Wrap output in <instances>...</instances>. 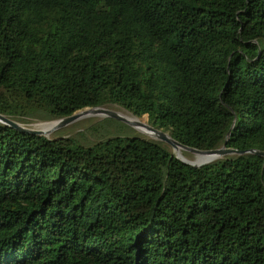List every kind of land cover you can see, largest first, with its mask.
I'll list each match as a JSON object with an SVG mask.
<instances>
[{
	"label": "trees",
	"instance_id": "1",
	"mask_svg": "<svg viewBox=\"0 0 264 264\" xmlns=\"http://www.w3.org/2000/svg\"><path fill=\"white\" fill-rule=\"evenodd\" d=\"M116 106L189 148L264 152V0H0V114ZM0 264H264V158L183 164L0 123Z\"/></svg>",
	"mask_w": 264,
	"mask_h": 264
},
{
	"label": "rangeland",
	"instance_id": "2",
	"mask_svg": "<svg viewBox=\"0 0 264 264\" xmlns=\"http://www.w3.org/2000/svg\"><path fill=\"white\" fill-rule=\"evenodd\" d=\"M105 109H107L108 111L116 112L118 114L129 116L131 118H135L131 116L129 113L121 110L116 106H111ZM83 111L84 109L76 112V114L78 115L77 118L72 122H69L62 126L59 125L58 120L46 121L38 118V115H35L36 118L32 117L27 123H18V122L17 123L25 129L43 132L42 135L45 137H53V138L62 137L66 139L71 138L83 144H92L98 140H102L104 138L111 136H120V137L138 136L155 141L150 136L139 132L135 128V126H128L122 122L114 120L109 116L101 113L79 115ZM135 119L142 120L145 125L151 126L148 122L147 116L145 115ZM47 125L49 126L52 125V128H48V129L45 128L46 129L45 130L43 127ZM164 145L168 147V150L175 155V152L171 147H169L166 144ZM181 153L183 157L190 162H192L196 158L195 154H190L184 151H182ZM221 158L222 157L217 158L213 161H216Z\"/></svg>",
	"mask_w": 264,
	"mask_h": 264
},
{
	"label": "water",
	"instance_id": "3",
	"mask_svg": "<svg viewBox=\"0 0 264 264\" xmlns=\"http://www.w3.org/2000/svg\"><path fill=\"white\" fill-rule=\"evenodd\" d=\"M84 111H89L91 113H101V114H105L107 116H109L110 118L117 120L119 122H122L128 126H134L132 123H130L129 121H127L125 118H123L120 114L116 113V112H112V111H108L105 108L102 107H97V108H85ZM83 111V112H84ZM77 114L74 113L71 116L65 117L63 119L58 120L59 121V125H64L67 124L69 122H72L73 120H75L77 118ZM0 123L4 124L6 126H8L11 129L17 130L21 133H27V134H34V135H42L43 132L40 131H34V130H29V129H25L23 127H21L16 121H13L3 115L0 114ZM145 129L147 130V133L144 134H149L151 135L155 141L161 142L163 144L168 145L169 147H171L173 150L177 149V148H181L182 151L184 152H188L190 154H200V155H208V156H212V160H215L217 158L223 157L225 155H230V154H246V153H251L254 156L257 157H263L264 158V152H259V151H236V150H232V149H227L224 146L217 148V149H212V150H206V151H201V150H197V149H193V148H189L186 147L184 145H181L180 143H178L177 141H175L173 138H171L167 133H164L163 131L157 130L152 126L149 125H145ZM148 135V136H149ZM175 158H177L180 162H182L185 165L188 166H192V167H200L203 166L205 164L210 163L211 161L208 162H204L198 165H195L191 162H188L187 160L182 159L181 157H179L177 154H175Z\"/></svg>",
	"mask_w": 264,
	"mask_h": 264
},
{
	"label": "bare ground",
	"instance_id": "4",
	"mask_svg": "<svg viewBox=\"0 0 264 264\" xmlns=\"http://www.w3.org/2000/svg\"><path fill=\"white\" fill-rule=\"evenodd\" d=\"M82 114H91V112L89 111H84V112H81L79 115H82ZM123 118H125L127 121H129L130 123H132L135 128L141 132V133H147V130L145 129V124L142 120H139V119H135V118H131L129 116H126V115H123V114H120ZM44 129H48V128H52V125H47L45 127H43ZM45 129V130H46ZM149 135V134H147ZM150 137H152L151 135H149ZM175 154H177L179 157H181L182 159L186 160L183 155H182V149L181 148H177L174 150ZM213 158L212 156H208V155H200V154H197L196 155V158L191 162L195 165H198V164H201V163H204V162H208V161H211ZM188 161V160H187ZM190 162V161H188Z\"/></svg>",
	"mask_w": 264,
	"mask_h": 264
}]
</instances>
